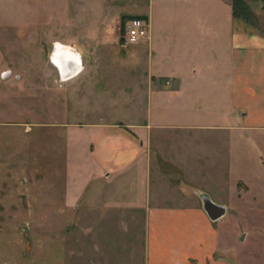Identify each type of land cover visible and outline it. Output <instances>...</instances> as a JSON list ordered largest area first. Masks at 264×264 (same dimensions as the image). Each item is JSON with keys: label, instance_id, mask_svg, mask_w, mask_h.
I'll return each instance as SVG.
<instances>
[{"label": "rangeland", "instance_id": "1", "mask_svg": "<svg viewBox=\"0 0 264 264\" xmlns=\"http://www.w3.org/2000/svg\"><path fill=\"white\" fill-rule=\"evenodd\" d=\"M147 2L128 0L130 6L144 7ZM104 3L0 0V260L29 264L34 252L42 253L51 232L55 235V230L75 224L66 218L45 221L47 215L69 218L84 208L91 214H108L109 208L100 204L125 191L99 179L104 166L96 154L100 140L127 137L128 122L147 126L152 119L155 127L149 134L177 146L173 149L169 143L166 154L158 157L156 144L152 146L148 192L153 195L159 183L164 206L188 198L200 211L202 197L209 196L226 209L225 217L212 223V229L223 235L214 244V258L223 257L227 264H264V132L245 135L239 143L229 134L226 141V132L208 125L218 122L219 115L204 121L205 112L214 110L204 100L194 110L172 102L165 113L158 110L157 102L151 101L158 94L144 85L150 78L139 58L151 36L128 46L124 41L128 22L122 27L120 19L112 29H101L113 12ZM165 6L166 24L175 25L177 21L168 18L176 12L173 0L170 7L166 0ZM185 7L177 17L186 13ZM160 24L165 23L160 19ZM174 33L171 30V38L165 39H175ZM56 43L82 51L84 70L77 78L62 81L60 67L51 58ZM131 55L139 65L133 75ZM5 71H11L10 77H2ZM156 84L153 80L154 91ZM138 135L143 139L144 134ZM132 174L139 186L147 177L139 169ZM203 226L199 223L200 229ZM136 231L128 235V264L133 257L140 259L134 264L145 258L144 230ZM55 242V248L62 246Z\"/></svg>", "mask_w": 264, "mask_h": 264}, {"label": "crops", "instance_id": "2", "mask_svg": "<svg viewBox=\"0 0 264 264\" xmlns=\"http://www.w3.org/2000/svg\"><path fill=\"white\" fill-rule=\"evenodd\" d=\"M106 1L104 4L113 12L102 21L101 29H112V24L128 15L143 17L150 23L151 38L142 45L139 58L140 62H145L144 70L149 73L151 83L144 81V85L150 93L158 94L151 97L152 103L157 102L158 110L165 113L169 102L175 106L187 104L188 109L194 110L199 101L204 100L207 108L214 109L205 112L204 121L219 115L218 122L208 125L226 132V141L229 134L239 143L245 141V135L251 137L256 132H264L263 3L252 5L256 21L246 23L234 18L231 0H173L176 12L168 18L177 22L171 25L163 18L166 0H148L144 7L141 4L130 6L128 0ZM167 2L170 7L171 0ZM184 6H187L186 13L177 17L178 10H184L181 8ZM160 19L165 23L162 26ZM171 30L175 31L173 37L176 38L166 40L171 38ZM77 52L83 58L82 51ZM135 59L136 56L131 55L128 60L132 75L139 66ZM153 80L157 81L158 90L152 89ZM152 127H155L152 119L147 126L128 122L127 137L109 135L100 140L96 154L104 166L99 169V179L109 187L116 186V191L123 188L125 193H118L116 198L100 204L109 208L108 214H91L90 209L84 208L69 218L55 215L60 219H54L53 215H47L45 221L66 218L65 222L75 224L55 230V235L51 232L42 253L40 249L34 252L29 264H128V235L137 232L139 227L144 230L141 233L145 244L142 264H227L223 257L219 261L214 258L217 250L214 244L223 235L212 229V223L220 222L225 216L213 222L204 210L191 207L188 198L176 199L175 204L164 206L159 201L165 197L159 183L153 195L148 192L151 184L148 173L154 158L150 154L152 146L156 144V157L163 156V152L166 154L169 143L173 149L177 146L172 140L154 139L148 132ZM138 134H144L143 139ZM136 142H139L138 147ZM137 157L139 160L134 161ZM138 169L147 175L140 186L132 176ZM180 206L184 208H177ZM199 223L205 227L200 229ZM55 240L61 241L62 246L55 248ZM68 240H71L70 245ZM68 245L74 246L68 248ZM51 257L55 261L50 263ZM135 261L133 257L131 264ZM5 263L0 260V264Z\"/></svg>", "mask_w": 264, "mask_h": 264}, {"label": "bare ground", "instance_id": "3", "mask_svg": "<svg viewBox=\"0 0 264 264\" xmlns=\"http://www.w3.org/2000/svg\"><path fill=\"white\" fill-rule=\"evenodd\" d=\"M55 48L56 50H54L51 58L53 62L60 67L62 81L66 82L77 77L83 70V64L81 65L79 61L76 60L77 54L75 51L57 43L55 44Z\"/></svg>", "mask_w": 264, "mask_h": 264}, {"label": "built area", "instance_id": "4", "mask_svg": "<svg viewBox=\"0 0 264 264\" xmlns=\"http://www.w3.org/2000/svg\"><path fill=\"white\" fill-rule=\"evenodd\" d=\"M149 32H150V24L147 20L141 18H134L128 21L125 27V35L124 41L126 45H136L139 44L141 41L149 39ZM55 48V45H54ZM77 54L76 60L79 63L83 64V58L80 53L77 52L76 49H73ZM11 75V71H5L2 74L3 78H8Z\"/></svg>", "mask_w": 264, "mask_h": 264}, {"label": "trees", "instance_id": "5", "mask_svg": "<svg viewBox=\"0 0 264 264\" xmlns=\"http://www.w3.org/2000/svg\"><path fill=\"white\" fill-rule=\"evenodd\" d=\"M255 3H263L264 0H231V6L233 9V16L236 19L242 20L246 23H254L256 21V15L251 8V4ZM134 18H141L143 17H128L123 16L122 17V27L131 19Z\"/></svg>", "mask_w": 264, "mask_h": 264}, {"label": "water", "instance_id": "6", "mask_svg": "<svg viewBox=\"0 0 264 264\" xmlns=\"http://www.w3.org/2000/svg\"><path fill=\"white\" fill-rule=\"evenodd\" d=\"M203 210L208 215L211 221L216 222L226 214L224 206L216 204L212 199L205 195L202 197Z\"/></svg>", "mask_w": 264, "mask_h": 264}]
</instances>
